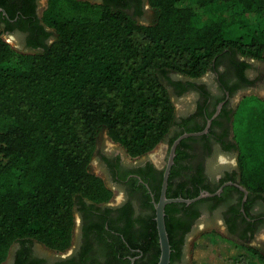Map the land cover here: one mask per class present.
Listing matches in <instances>:
<instances>
[{"label": "trees", "instance_id": "1", "mask_svg": "<svg viewBox=\"0 0 264 264\" xmlns=\"http://www.w3.org/2000/svg\"><path fill=\"white\" fill-rule=\"evenodd\" d=\"M146 1L149 24L119 3L48 0L42 21L55 37L32 51L13 48L0 23V264L17 241L70 247L76 208L111 197L90 169L99 138L105 133L131 157L161 143L175 119L170 73L198 78L235 55L264 61V0ZM258 101L242 99L234 124L240 181L264 194V150L238 135ZM219 239L238 262L264 264L262 250L216 231L196 237L192 264H218L210 246Z\"/></svg>", "mask_w": 264, "mask_h": 264}, {"label": "flooded vegetation", "instance_id": "2", "mask_svg": "<svg viewBox=\"0 0 264 264\" xmlns=\"http://www.w3.org/2000/svg\"><path fill=\"white\" fill-rule=\"evenodd\" d=\"M89 1L123 4L131 14L139 10L137 18L149 8L146 0ZM47 3L6 0V9L14 17L9 18L2 7L6 15L0 13V23L18 51L36 50L54 39V30L42 21ZM169 77L168 89L180 105L175 106L174 124L162 141V156L131 157L119 144L101 136L90 167L96 166L111 197L76 208L72 243L66 250L56 252L34 240L17 241L3 264H157L161 250L155 204L163 174L175 140L196 132L201 133L181 138L174 148L165 196L221 191L191 203L165 204L169 264H192V244L205 231H216L264 252L259 239L264 233V194L248 190L240 181L234 124L242 99L257 96L247 92L264 90V61L223 57L198 78L175 73Z\"/></svg>", "mask_w": 264, "mask_h": 264}, {"label": "rangeland", "instance_id": "3", "mask_svg": "<svg viewBox=\"0 0 264 264\" xmlns=\"http://www.w3.org/2000/svg\"><path fill=\"white\" fill-rule=\"evenodd\" d=\"M220 8H223V5H220ZM155 18V14L153 12V10L149 7L148 10L146 11V14H144V16L138 18V21L145 23V24H149L151 23ZM257 20V17L255 18V22ZM4 39L10 43V45L15 48L16 50L19 49L18 45L16 44V42L13 40L12 36H7L5 34H3ZM167 87H169V83L168 81L164 80ZM247 93L249 94H254L257 95L256 97L259 99L258 102L256 103H252V105L250 106V109L247 113V116L244 120V125L242 126V128L239 129L238 131V135L241 139L248 140L247 137L251 138L254 137L257 139V143L261 145L262 150H264V127L262 126L261 122H260V117L262 115H264V90H260V91H248ZM175 106L177 108H179L180 103L175 101ZM102 137L105 138V140H107V142H110L111 139L108 138V136L104 133L102 134ZM162 147H163V143H159L151 152H149V155L151 157H161L163 152H162ZM93 164H95L93 162ZM90 169L95 173L98 174V172H96V166L94 167L93 165H91ZM214 239H217L216 236H214V234L209 235ZM259 239L261 241L264 242V233L261 234V236L259 237ZM218 240V239H217ZM213 242V240H210ZM219 241H222V243L220 244V246L215 247L211 244L210 246V253L211 256H215L217 257V263L218 264H239L241 262H238V260L236 259V254H231L229 251H227V249H225V246L227 244L226 240H222L219 239ZM258 241V240H257ZM230 243V242H229ZM231 244V243H230ZM261 245L264 247V245L261 243ZM264 250V248H262ZM218 255V256H217ZM216 260V258H215ZM235 262H231L234 261ZM241 264H246L245 262H242ZM252 264V263H250Z\"/></svg>", "mask_w": 264, "mask_h": 264}, {"label": "water", "instance_id": "4", "mask_svg": "<svg viewBox=\"0 0 264 264\" xmlns=\"http://www.w3.org/2000/svg\"><path fill=\"white\" fill-rule=\"evenodd\" d=\"M0 13H2L3 15H6V12L2 7H0ZM200 133L201 132L185 133V134L181 135L179 138H177L175 140V142L173 143L172 148H171L170 157L168 159V163H167V166H166L164 174H163V182H162L160 199L155 204L156 226H157V232H158L160 250H161L157 264H169V260H170V244H169L168 235H167V231H166V227H165V221H164V206H165V204L169 203V202L191 203V202L199 200L203 197L218 194L221 191V188H219L218 190H216L213 193L208 192V191H203L199 195H197L193 198H182V197L167 198L165 196V189H166V185H167L168 174H169V170H170V165L173 161L172 160L173 159V151H174L176 144L183 137L190 136V135H196V134H200Z\"/></svg>", "mask_w": 264, "mask_h": 264}]
</instances>
